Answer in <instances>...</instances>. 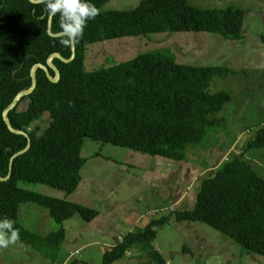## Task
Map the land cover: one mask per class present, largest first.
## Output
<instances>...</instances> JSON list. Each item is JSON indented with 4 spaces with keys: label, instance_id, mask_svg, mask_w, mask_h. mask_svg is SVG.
<instances>
[{
    "label": "trees",
    "instance_id": "1",
    "mask_svg": "<svg viewBox=\"0 0 264 264\" xmlns=\"http://www.w3.org/2000/svg\"><path fill=\"white\" fill-rule=\"evenodd\" d=\"M109 0H90L98 8ZM247 11L239 6L205 8L188 0H140L130 9L101 10L89 20L83 38L76 42V55L68 61L53 58L60 72L51 81L43 68H36V88L21 97L7 117L15 129L28 133L29 149L14 158L11 176L0 180V220L14 222L24 243L56 247L64 238L63 227L42 237L18 222L20 204L35 202L48 209L57 222L78 213L84 220L99 211L66 199L23 188L20 181L41 182L67 193L81 181L86 162L81 149L86 137L181 161L186 148L207 133L209 115L223 109L228 92H210L215 76L234 70L226 65L178 63L162 50L86 71L88 44L118 37L166 31H208L226 39H241ZM50 15L44 0H0V175L9 173L10 159L28 145V138L9 130L4 110L16 95L32 86L31 69L48 66L51 54L64 58L72 47L60 36L48 34ZM59 14L51 30L60 33ZM52 77L55 72L49 67ZM18 115L28 119L19 124ZM48 116L39 131L34 120ZM249 148L264 147V125ZM177 221H202L229 236L250 252L264 255V177L242 155L226 160L204 177L193 209L175 211ZM169 216L152 219L138 232H129L103 253L101 264H112L133 247L147 252L151 261L164 264L152 241ZM70 264H81L74 259ZM88 264V263H84Z\"/></svg>",
    "mask_w": 264,
    "mask_h": 264
},
{
    "label": "rangeland",
    "instance_id": "2",
    "mask_svg": "<svg viewBox=\"0 0 264 264\" xmlns=\"http://www.w3.org/2000/svg\"><path fill=\"white\" fill-rule=\"evenodd\" d=\"M140 0H109L101 10L130 9ZM205 8L239 6L247 11L244 36L226 39L208 31H166L97 41L87 45L85 70L129 60L139 53L162 50L178 63L226 65L234 70L215 76L210 92H228L223 109L209 115L207 133L186 148L181 161L139 150L84 139L86 162L81 181L71 193L41 182L20 181L23 188L94 208L99 214L87 221L76 213L55 221L47 208L23 202L18 222L39 236L63 227L56 247L18 241L0 248V264H101L103 253L129 232H138L152 219L169 216L157 230L153 246L164 264H264V255L250 252L226 234L202 221H177L175 211L193 209L202 179L226 160L242 155L264 177V147L249 148L264 125V0H188ZM18 115L19 124L27 122ZM39 131L48 116L34 120ZM75 254L72 256L71 253ZM112 264H156L145 250L133 247Z\"/></svg>",
    "mask_w": 264,
    "mask_h": 264
},
{
    "label": "clouds",
    "instance_id": "3",
    "mask_svg": "<svg viewBox=\"0 0 264 264\" xmlns=\"http://www.w3.org/2000/svg\"><path fill=\"white\" fill-rule=\"evenodd\" d=\"M44 3L50 16L59 14L60 42L65 47H71L82 39L88 21L101 12L90 0H44ZM19 240L20 233L14 222L7 217L0 220V248H8Z\"/></svg>",
    "mask_w": 264,
    "mask_h": 264
},
{
    "label": "water",
    "instance_id": "4",
    "mask_svg": "<svg viewBox=\"0 0 264 264\" xmlns=\"http://www.w3.org/2000/svg\"><path fill=\"white\" fill-rule=\"evenodd\" d=\"M31 1L34 2V3H38V2H41L43 0H31ZM51 19H52V16L49 17V21H48V34L51 35V36H60V33L61 32L60 33H53L52 32V30H51ZM71 47H72V55H71V57L69 59L64 58L60 53L55 52V53L51 54V56L49 57V59L47 61L48 66L43 65V64H40V63L35 64L32 67V69H31L32 86L28 90H23V91L19 92L16 95L15 99L12 101V103L4 110L3 117H4V120H5L8 128H9V130L12 131V132H14V133H17V134H23V135H25L28 138V145L26 146L25 149L18 151L17 153H15L11 157V159H10V166H9V173H8V175L6 177H2L0 175V180H8L10 178L11 171H12V167H13L14 158L17 157V156H19L20 154L26 152L29 149L30 145H31V142H30V138H29L28 133L25 132V131H23V130H20V129H15L12 126V124L10 123V121L8 120L7 114L9 112V110L13 109L17 105V102H18V100L21 97H23L25 95H29L36 88V77H35V70H36V68H38V67L43 68L44 71L46 72L47 77L51 81H53V82H57L60 79V76H61L60 75V72H59L58 68L52 63V59L56 57V58H59L62 61H65V62H68V61L72 60L75 57V55H76V44L74 43ZM49 67L54 70L55 77H52L51 76V74L49 72Z\"/></svg>",
    "mask_w": 264,
    "mask_h": 264
},
{
    "label": "built area",
    "instance_id": "5",
    "mask_svg": "<svg viewBox=\"0 0 264 264\" xmlns=\"http://www.w3.org/2000/svg\"><path fill=\"white\" fill-rule=\"evenodd\" d=\"M74 254H75L74 252L71 253L72 256H73Z\"/></svg>",
    "mask_w": 264,
    "mask_h": 264
}]
</instances>
